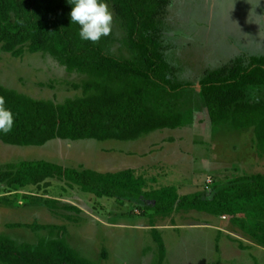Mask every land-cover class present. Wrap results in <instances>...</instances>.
Segmentation results:
<instances>
[{
  "label": "rangeland",
  "instance_id": "1",
  "mask_svg": "<svg viewBox=\"0 0 264 264\" xmlns=\"http://www.w3.org/2000/svg\"><path fill=\"white\" fill-rule=\"evenodd\" d=\"M111 32L102 37L108 53L132 55L126 31L112 5ZM250 2V3H249ZM169 0L160 17L161 40L176 78L190 82L182 95L169 100L184 115L179 128L152 131L136 140L53 139L42 146H20L0 140V167L24 160H47L73 168L115 172L132 168L145 180V190L175 186L181 195L210 192L232 178L264 173L255 132L213 126L199 81L208 71L229 68L237 58L264 55V0ZM252 4V5H251ZM85 78L69 73L49 54L3 53L0 84L38 99L62 102L81 95L73 84ZM252 101L264 99V87H251ZM48 188H8L0 180V235L18 246L58 237V230L29 225L64 226L69 245L97 264H155L157 228L166 245L164 264H264V247L233 225L228 217L196 210H174L167 216L146 209L151 203L98 197L50 179ZM58 199L56 209L44 198ZM75 205L81 211L68 210ZM67 216H71L67 218ZM1 264V262H0Z\"/></svg>",
  "mask_w": 264,
  "mask_h": 264
},
{
  "label": "trees",
  "instance_id": "2",
  "mask_svg": "<svg viewBox=\"0 0 264 264\" xmlns=\"http://www.w3.org/2000/svg\"><path fill=\"white\" fill-rule=\"evenodd\" d=\"M126 31L129 57L107 52L102 42L80 39L72 24L68 0H0V59L3 53L23 57L45 53L69 73L85 76L73 84L82 94L62 102L38 99L0 84V97L15 117L12 132L0 135L7 144L42 146L50 140H136L163 128H179L184 115L169 105L192 86L176 78L161 40L160 17L169 0H106ZM208 119L213 126L230 124L255 132L257 153L264 156V99L252 101L251 87H264V55L237 58L229 68L208 71L199 81ZM50 179L66 181L83 192L132 202L151 203L146 209L167 216L174 210H196L228 217L264 247V173L244 174L210 192L181 195L175 186L145 190V180L132 168L100 172L73 168L47 160H24L0 167V180L8 188H48ZM44 198L56 209L58 199ZM66 209L81 211L75 205ZM71 216H67L70 218ZM34 230H58V237L18 246L0 235L1 264H97L67 242L64 226L32 223ZM157 243L155 264H164L165 241L152 229Z\"/></svg>",
  "mask_w": 264,
  "mask_h": 264
},
{
  "label": "clouds",
  "instance_id": "3",
  "mask_svg": "<svg viewBox=\"0 0 264 264\" xmlns=\"http://www.w3.org/2000/svg\"><path fill=\"white\" fill-rule=\"evenodd\" d=\"M255 2L256 8L260 6L261 0ZM68 3L71 5L70 21L79 26L81 40L97 43L110 34L113 13L106 0H68ZM14 124L12 110L5 106L4 98L0 97V135L10 134Z\"/></svg>",
  "mask_w": 264,
  "mask_h": 264
}]
</instances>
